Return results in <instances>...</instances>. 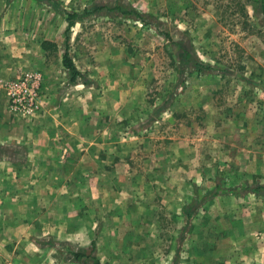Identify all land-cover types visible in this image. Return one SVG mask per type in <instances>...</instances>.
I'll return each instance as SVG.
<instances>
[{
  "label": "rangeland",
  "instance_id": "rangeland-1",
  "mask_svg": "<svg viewBox=\"0 0 264 264\" xmlns=\"http://www.w3.org/2000/svg\"><path fill=\"white\" fill-rule=\"evenodd\" d=\"M31 71L74 158L4 174L39 115L0 92V264H264V0H0V81Z\"/></svg>",
  "mask_w": 264,
  "mask_h": 264
},
{
  "label": "crops",
  "instance_id": "crops-1",
  "mask_svg": "<svg viewBox=\"0 0 264 264\" xmlns=\"http://www.w3.org/2000/svg\"><path fill=\"white\" fill-rule=\"evenodd\" d=\"M46 98L45 94L42 93L38 114L35 113L39 115L36 122L26 125L21 137L10 138L4 143L8 146V151L2 154L3 165L6 170L3 172L4 174L41 176L43 179V177L58 175L60 168L64 170L69 168L67 161H72L74 158V156H70V144L71 140L75 144V138L71 135L70 139H68L69 136L58 135V128L61 125V112L59 110L61 105L59 107L55 105L46 106ZM57 117H60L59 120ZM52 129H54L52 133L55 135L50 134L49 131ZM78 138L86 143V137ZM64 149L69 156L61 157Z\"/></svg>",
  "mask_w": 264,
  "mask_h": 264
},
{
  "label": "built area",
  "instance_id": "built-area-1",
  "mask_svg": "<svg viewBox=\"0 0 264 264\" xmlns=\"http://www.w3.org/2000/svg\"><path fill=\"white\" fill-rule=\"evenodd\" d=\"M41 91L42 75L38 71L0 81V92L6 98L7 109L15 115H35L40 108Z\"/></svg>",
  "mask_w": 264,
  "mask_h": 264
},
{
  "label": "trees",
  "instance_id": "trees-1",
  "mask_svg": "<svg viewBox=\"0 0 264 264\" xmlns=\"http://www.w3.org/2000/svg\"><path fill=\"white\" fill-rule=\"evenodd\" d=\"M87 13H89V10L86 9ZM127 13H131L134 16H136L137 18L143 20L146 17H148L147 14L141 13L139 11H136L135 9H130L129 12ZM71 13L67 14V19L69 20V18L71 17ZM71 25V22L68 23L67 28L65 30H67L69 28V26ZM179 49L181 50V54L179 55L181 57V59H183L184 61L187 62V64H190L192 66H194L197 70V73H201L205 67L201 62H197L194 61V59L191 57V55L184 49L183 45L180 43H177ZM62 64L64 66L65 69H67L70 74H71V80L74 81L77 77V75H79V71L77 70V68L75 67V65L72 63L71 57L69 56L68 52L65 51L62 55ZM264 190V185L263 184H254V185H245L243 188H241V192H250V193H259L260 191ZM236 189L235 188H231V187H221V185L219 183H216L215 187L213 188L212 192H211V196L215 197V196H219V195H223V194H227V193H233L235 192ZM191 205H188L187 207H185L186 209V214L190 215L192 212V209H190ZM189 209V210H188ZM93 246V243H92ZM89 249L86 248H81L77 251L74 252V257L76 260H81L85 257L90 258L91 260H93V264H105V263H100L95 256L92 254V249L91 251L87 252Z\"/></svg>",
  "mask_w": 264,
  "mask_h": 264
}]
</instances>
